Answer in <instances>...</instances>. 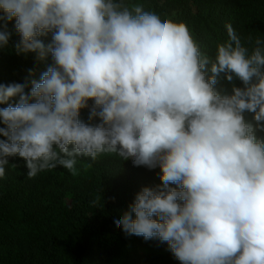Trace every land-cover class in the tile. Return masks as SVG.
<instances>
[{"label": "clouds", "instance_id": "1", "mask_svg": "<svg viewBox=\"0 0 264 264\" xmlns=\"http://www.w3.org/2000/svg\"><path fill=\"white\" fill-rule=\"evenodd\" d=\"M0 12V48L14 20L15 52L52 60L30 84L0 83V178L12 157L29 178L102 154L159 168L117 228L180 264H264V40L246 37L250 49L226 24L212 56L184 22L125 0H0Z\"/></svg>", "mask_w": 264, "mask_h": 264}, {"label": "trees", "instance_id": "2", "mask_svg": "<svg viewBox=\"0 0 264 264\" xmlns=\"http://www.w3.org/2000/svg\"><path fill=\"white\" fill-rule=\"evenodd\" d=\"M125 2L142 4L162 19L184 22L201 51L212 56L216 44L228 39L226 24L250 49L254 44L246 37L264 40V0ZM14 24L7 22L11 38L7 47L0 48V83L30 84L52 60L49 56L38 61L35 53L18 55L13 47L19 40ZM42 39L47 44L51 35ZM235 84L242 86L238 80ZM215 87L230 92L232 85L221 75ZM244 115L255 124L252 113ZM87 116L88 110H82L81 118ZM256 135L264 137V132ZM75 167V175L58 166L29 178L25 162L10 158L0 178V264H180L166 243L129 236L114 223L137 192L161 183L159 168L134 167L114 154H102L94 161L77 157Z\"/></svg>", "mask_w": 264, "mask_h": 264}]
</instances>
